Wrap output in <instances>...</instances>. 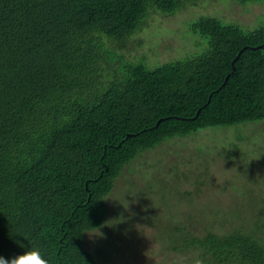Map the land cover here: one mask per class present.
<instances>
[{
  "label": "trees",
  "instance_id": "obj_1",
  "mask_svg": "<svg viewBox=\"0 0 264 264\" xmlns=\"http://www.w3.org/2000/svg\"><path fill=\"white\" fill-rule=\"evenodd\" d=\"M198 1L0 0V257L100 264L86 234L141 153L264 120L262 25L201 15L189 28L202 51L155 68L125 54L154 12ZM262 227H176L167 247L188 264H264Z\"/></svg>",
  "mask_w": 264,
  "mask_h": 264
},
{
  "label": "rangeland",
  "instance_id": "obj_2",
  "mask_svg": "<svg viewBox=\"0 0 264 264\" xmlns=\"http://www.w3.org/2000/svg\"><path fill=\"white\" fill-rule=\"evenodd\" d=\"M201 15L254 29L264 26V0H199L176 15L154 12L125 54L155 68L202 51L189 28ZM107 203L105 224L86 234V248L100 264H188L167 247L176 227L204 234L264 223V120L201 130L141 153Z\"/></svg>",
  "mask_w": 264,
  "mask_h": 264
},
{
  "label": "clouds",
  "instance_id": "obj_3",
  "mask_svg": "<svg viewBox=\"0 0 264 264\" xmlns=\"http://www.w3.org/2000/svg\"><path fill=\"white\" fill-rule=\"evenodd\" d=\"M0 264H48V260L39 248H29L23 254L11 260L0 257Z\"/></svg>",
  "mask_w": 264,
  "mask_h": 264
}]
</instances>
